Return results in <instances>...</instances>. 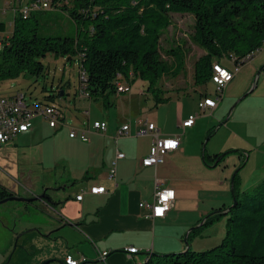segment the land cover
<instances>
[{
    "label": "crops",
    "instance_id": "crops-1",
    "mask_svg": "<svg viewBox=\"0 0 264 264\" xmlns=\"http://www.w3.org/2000/svg\"><path fill=\"white\" fill-rule=\"evenodd\" d=\"M238 73L226 86L227 97H224V89L220 101L226 98L225 105L219 101L215 108L201 110L200 100L208 93L202 89L203 84L194 83L186 89L163 87L170 98L157 106L154 104L157 107L154 115L146 116V119L142 115H145L149 102H141L134 94L119 92L115 96L123 97L117 98L114 105L105 106L100 99L94 101L95 98H85L79 93V105L87 116L79 127L89 129L90 139L84 141L70 137L68 124L56 127L49 124V131L54 134L49 138L51 147L43 159V185L58 203L52 206L40 199L17 201L14 208L20 219L13 228L9 227L10 215L0 213L3 226L0 231L4 230L0 240V252L3 253L0 264L7 261V253L11 255L15 251L17 237L26 235L25 232L36 245L30 256L31 264H41L42 261H47L45 264H66L68 254L75 258L86 256L87 261L80 264H135L145 261L149 253L156 256L187 248L185 238L192 231L190 229L203 224L209 213L222 207L218 213H226L230 205L223 198L219 202L214 200L218 204L213 206L210 193L213 182L225 188L227 180L210 175L209 170L216 166L214 154L209 155L201 147V141L210 127L211 117L220 118L238 97V82H233ZM125 86L127 88L122 92L128 91ZM192 91L197 93V98L192 96ZM186 92L189 94L185 95ZM139 94L145 95L141 89ZM93 104L96 106L91 108ZM86 110L89 114L85 113ZM196 114L191 125H182L185 119ZM36 118L46 119L40 115L34 120ZM98 119L108 121L109 128L105 133L93 130L92 123ZM146 121L156 124L160 136L178 134L181 137L179 148L165 153L163 161L153 166L142 164L153 142L151 134L138 133ZM123 123L131 125V135L116 138L117 129ZM64 127L68 128L67 132H55ZM41 131V124L33 123L29 131L13 137L0 149L19 136L32 137L33 134L36 137ZM118 151L125 153V157L117 158ZM114 160H117L116 176L110 178ZM19 175L26 181L12 177V182L0 180V183L13 193L26 197L44 192L38 188L34 170L22 171ZM94 185H104L107 191L92 193L90 188ZM157 185L172 187L176 193L173 206L164 217H151L150 210L140 206L142 201L154 199ZM81 193L83 198L79 200L76 197ZM201 220L203 222L199 224ZM68 222H74L76 226L68 225ZM206 231H200L197 237L205 236ZM129 246L138 247L139 252L129 254L126 250ZM105 250L109 253L103 259L100 253Z\"/></svg>",
    "mask_w": 264,
    "mask_h": 264
},
{
    "label": "trees",
    "instance_id": "trees-1",
    "mask_svg": "<svg viewBox=\"0 0 264 264\" xmlns=\"http://www.w3.org/2000/svg\"><path fill=\"white\" fill-rule=\"evenodd\" d=\"M50 5L75 22L76 36L41 35L38 13L47 9L32 10L27 15L18 10L13 31L1 36L0 81L22 74H43L41 58L49 53L77 56L84 72L81 84L91 98L100 99L105 106L114 105L118 81L136 78L143 81V92L157 106L170 98L161 80L177 76L186 65L182 44L167 50L173 62L162 55V34L172 25L174 13L194 15L192 37L205 49L194 63L196 85L213 81V64L222 63L224 57L244 64L247 55L264 45V0H50ZM48 99L54 101L55 95ZM210 131L211 135L215 127ZM219 155L223 152L213 157ZM237 177L233 184L235 201L229 205L226 234L219 244L205 250L189 246L184 252L149 253L145 261L135 264H264V178L252 189H241ZM45 192L49 194L48 189ZM11 194L13 191L0 183V199ZM218 210L190 231L188 242L197 230L214 221ZM25 233L19 236L10 259L17 254L16 264L25 263L26 252H30V261L35 250Z\"/></svg>",
    "mask_w": 264,
    "mask_h": 264
},
{
    "label": "rangeland",
    "instance_id": "rangeland-1",
    "mask_svg": "<svg viewBox=\"0 0 264 264\" xmlns=\"http://www.w3.org/2000/svg\"><path fill=\"white\" fill-rule=\"evenodd\" d=\"M10 1L0 0V8L2 9L0 12V36L2 37L13 31L15 10L8 5ZM3 10L5 11L3 12ZM38 15L40 17L39 33L41 35L76 36L77 27L75 22L62 10L47 9L39 12ZM172 19V25L162 34V55L173 62L174 57L169 55L167 50L171 49L172 46L175 48L182 44V50L186 56V65L180 74L177 76H165L160 84H163L162 86L168 89H186L194 84V63L201 55V52H205V49L196 43L192 37L195 21L193 14L174 13ZM41 60L45 65L43 74H22L15 78L4 79L0 81V95L13 96L18 93H24L26 102L31 108H35V103L47 104L53 102L65 113L68 126L81 125L87 120V116L83 113V107L79 105L81 63L78 57L70 58V56H56L49 53ZM221 61L230 68H237L233 58L224 57ZM262 65H264V45L256 52L253 58L240 65V72L233 81L234 83L238 82L237 87L240 90L238 97L232 104L227 106L220 118H215V116L211 115L210 127L202 137L201 147L205 148L209 155L223 152V155L218 156L220 157L219 163L209 170L213 178L220 177L227 180L225 188L213 182L210 192L213 204H215L213 206L218 204L214 201L216 199L219 202V200L225 198L228 204L233 203V184L236 174H238L237 181L241 189H252L264 178V70L258 78L256 88L233 107L236 101L254 86L257 72ZM123 80L125 85L128 86V91L121 92V94H134L136 99L143 103L148 100L149 105L144 111L146 113L142 115V118L146 119V116L152 117L157 107L154 106L153 99H147L146 94V96L139 94L140 89L143 90L144 88L143 81L136 78L132 82L126 79ZM202 89L206 90L207 94L212 97H217L216 85L212 80L203 84ZM191 93L192 96L197 98L195 91ZM227 93L228 90L226 88L224 97H227ZM186 94H189V92ZM49 95H55L54 101L48 99ZM119 97L123 96H114V99L116 100ZM94 101L99 102V99ZM220 103L225 105L226 98ZM95 106L96 104H93L91 108ZM232 107L233 109L231 110ZM91 108H89L90 111H92ZM33 123L41 124L42 131L39 132L38 136L34 137L33 134L32 137L19 136L0 149V180L12 182V177H15L20 181H26L23 176L19 175V172L34 170L38 188L44 191L43 159L51 147V139L49 138L54 134V131H49L48 119L36 118ZM213 127H215V131L210 135L209 131ZM67 129L64 127L55 132H67ZM17 203V200H9L0 204V213L10 215L9 227L11 228L20 219L16 215L17 212L14 208ZM228 217V213L223 212L214 221L197 230L190 238L191 249L205 250L219 244L226 234ZM202 222L203 220L199 224ZM2 227L0 224V229ZM205 230H207L204 234L205 236L200 235L197 237L200 231ZM3 231H0V240ZM35 247L36 245L33 246V249ZM185 250L186 248L178 252H184ZM29 254L30 252H26L24 264H31L27 259ZM6 256H8V259H6L7 264H15V261H17V254L14 255L11 261L12 254L10 255L9 252ZM1 258H3V253L0 252V260Z\"/></svg>",
    "mask_w": 264,
    "mask_h": 264
},
{
    "label": "built area",
    "instance_id": "built-area-1",
    "mask_svg": "<svg viewBox=\"0 0 264 264\" xmlns=\"http://www.w3.org/2000/svg\"><path fill=\"white\" fill-rule=\"evenodd\" d=\"M8 5L12 7L15 12L21 10L24 15H27L32 10L36 9H50V0H36L33 2H28V0H11ZM2 9L0 8V12ZM5 10H3L4 12ZM2 38L0 36V48L2 47ZM256 51L245 57V60H250L256 54ZM241 63L237 64V68H230L220 62L214 63V75L213 81L216 85L217 97L214 98L209 94H205L200 100L201 110H206V108H215L219 101L223 97L224 89L232 81L235 75L240 70ZM81 78L84 77V72L80 70ZM85 81V80H84ZM83 81V82H84ZM126 86L124 82L118 81L117 89L119 92L125 91ZM80 95L85 98H89V90L82 83L80 84ZM89 114V110L85 111ZM43 116L49 120V124L52 127L59 125H66V115L63 110L56 104L46 105L42 103H35V108H31L26 102V96L24 93H18L13 96L0 95V146L8 142L13 137L29 131L33 127L34 118L37 116ZM196 115H191L189 118L185 119L182 123L183 126L191 125ZM141 123H143L141 121ZM92 128L96 132L105 133L109 128V123L107 120L98 119L92 123ZM70 131L69 135L73 138H80L84 141L90 139L88 135L89 129L80 128L79 126H68ZM138 133L141 134H151L153 137V142L151 145L150 152L147 156L142 159V164L145 166H153L162 162L164 159V154L167 152L174 151L179 148L181 144V137L178 134L160 136L159 130L154 122L146 121L145 127L139 129ZM131 135V125L129 123H123L117 129L116 138ZM125 157V153L118 151L117 158ZM116 165L117 160L113 161V166L110 170L109 177L115 178L116 176ZM106 186L104 185H94L90 188L92 193H104L106 192ZM77 199L81 200L83 198V193L78 194ZM176 198L175 189L172 187L159 186L157 185L155 190L154 199L152 201H142L140 203L141 207H146L150 210L151 217H164L167 211L173 206L174 200ZM129 254L139 252V248L136 246H129L126 249ZM109 251L105 250L100 253V257L104 259L108 255ZM87 257L82 256L81 258H75L73 255L68 254L65 257V262L67 264H80L81 262H86Z\"/></svg>",
    "mask_w": 264,
    "mask_h": 264
},
{
    "label": "water",
    "instance_id": "water-1",
    "mask_svg": "<svg viewBox=\"0 0 264 264\" xmlns=\"http://www.w3.org/2000/svg\"><path fill=\"white\" fill-rule=\"evenodd\" d=\"M263 70H264V65H262V67H261V68L258 70V72H257V77H256V80H255L254 86H253L249 91H247L245 94H243V95H242V96L236 101V103L233 105V107H234V106H235L240 100H242L247 94H249V92L253 91V90L256 88L257 83H258V78H259V76H260V74L262 73ZM233 107L231 108V110L233 109ZM231 110H230V112H231ZM221 124H222V123H221ZM221 124H220V125H221ZM219 160H220V157H218V159L216 160V162L214 163V165H217V163H218ZM233 178H234V177H233ZM45 190H47V189L45 188L43 193L37 194V195H35V196H33V197H26V196H23V195H18V194L13 193V194H11V195H8V196H6V197L0 199V204H1V203H4V202H7V201H9V200H17V201H34V200H39V199H40V200H43V201H45V202H47L49 205H52V206H53L55 203H58V201L55 200L51 194H46ZM234 201H235V199H234ZM229 209H230V206L226 209L225 212H228ZM67 224H68V225L76 226V223H74V222H68ZM193 228H194V227H193ZM190 230H193V229H190ZM189 233H190V232H189ZM18 238H19V236L17 237V240H18ZM17 240H16V242H15V246H16V244H17ZM185 242H186V246H187V248H189L190 244H189V242H188V240H187V237L185 238ZM187 248H186V249H187ZM46 262H47V261H44V262H42L41 264H45Z\"/></svg>",
    "mask_w": 264,
    "mask_h": 264
},
{
    "label": "bare ground",
    "instance_id": "bare-ground-1",
    "mask_svg": "<svg viewBox=\"0 0 264 264\" xmlns=\"http://www.w3.org/2000/svg\"><path fill=\"white\" fill-rule=\"evenodd\" d=\"M66 263V262H65ZM67 264V263H66Z\"/></svg>",
    "mask_w": 264,
    "mask_h": 264
}]
</instances>
